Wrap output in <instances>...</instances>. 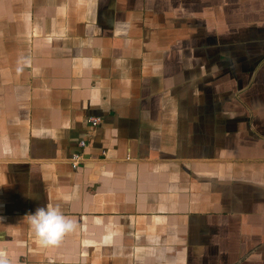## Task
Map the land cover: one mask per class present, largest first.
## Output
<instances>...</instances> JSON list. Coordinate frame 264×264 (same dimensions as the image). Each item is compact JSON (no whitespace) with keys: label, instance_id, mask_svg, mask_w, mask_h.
<instances>
[{"label":"crops","instance_id":"1","mask_svg":"<svg viewBox=\"0 0 264 264\" xmlns=\"http://www.w3.org/2000/svg\"><path fill=\"white\" fill-rule=\"evenodd\" d=\"M0 253L264 264V0H0Z\"/></svg>","mask_w":264,"mask_h":264},{"label":"clouds","instance_id":"2","mask_svg":"<svg viewBox=\"0 0 264 264\" xmlns=\"http://www.w3.org/2000/svg\"><path fill=\"white\" fill-rule=\"evenodd\" d=\"M27 220L35 235L49 244H55L75 227L74 221L66 217L59 206L37 207L27 215ZM0 264H10L3 253H0Z\"/></svg>","mask_w":264,"mask_h":264},{"label":"built area","instance_id":"3","mask_svg":"<svg viewBox=\"0 0 264 264\" xmlns=\"http://www.w3.org/2000/svg\"><path fill=\"white\" fill-rule=\"evenodd\" d=\"M87 122L90 124V126L92 128H94L98 122H99V119L98 117H95V116H91V117H88L87 118ZM77 145L80 147V148H83L85 146V143L83 140H79L77 142ZM82 161V157H81V154L78 153V152H74L70 155V157L67 159V162L69 163V165L72 167V168H75L78 163Z\"/></svg>","mask_w":264,"mask_h":264}]
</instances>
